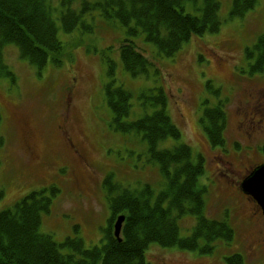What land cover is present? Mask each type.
I'll list each match as a JSON object with an SVG mask.
<instances>
[{"label":"rangeland","instance_id":"374dc122","mask_svg":"<svg viewBox=\"0 0 264 264\" xmlns=\"http://www.w3.org/2000/svg\"><path fill=\"white\" fill-rule=\"evenodd\" d=\"M218 1V31L190 38L174 56L158 54L142 34L134 37L137 52L150 65L138 76L120 61L119 46L128 38L124 28L97 13L86 17L89 32L80 25L70 34L58 31L65 44L58 66L48 62L38 71L19 58L14 45H7L3 60L14 79L0 78V211L44 189L50 208L39 232L57 243L71 237L82 239L85 247L102 245L110 215L105 181L136 191L148 185L153 197L165 188L140 136L115 129L105 89L121 85L131 94V120L142 113L139 94L162 88L167 112L181 132L179 142L203 165L198 184L204 187V215L228 223L233 237L216 240L208 254L151 243L146 260L225 264L236 253L245 264H264V216L239 190L245 170L264 163V71L251 72L255 54H246L264 31V0L240 17H230L232 0ZM57 2L51 0L52 6ZM200 6L201 0L183 5L194 14ZM219 99L226 116L224 146L213 147L199 118ZM175 143L167 138L160 146ZM194 221L191 215L180 216L181 237L190 234Z\"/></svg>","mask_w":264,"mask_h":264},{"label":"trees","instance_id":"16d2710c","mask_svg":"<svg viewBox=\"0 0 264 264\" xmlns=\"http://www.w3.org/2000/svg\"><path fill=\"white\" fill-rule=\"evenodd\" d=\"M0 0V78L14 79L13 72L3 60L7 45H14L20 59L38 71L48 62L58 66L65 44L57 34L72 33L79 25L91 31L87 16L97 13L124 28L128 38L122 39L119 57L123 68L132 76L148 72L150 65L137 52L134 37L143 35L145 43L157 53L170 57L190 38L218 31V0H201L197 14L184 11V3L193 0ZM257 0H232L230 17H240L251 10ZM55 14V16H54ZM86 18V19H85ZM247 56L255 54L251 72L264 71V31ZM111 60L109 61V63ZM112 64L108 71H112ZM209 87V81L207 83ZM116 130L131 132L145 142L148 160L158 165L165 179V188L153 197L145 185L136 191L105 181V201L109 209L107 226L103 229L104 243L85 247L82 239L67 237L57 243L48 234L39 232L41 217L50 208L45 190L30 192L9 209L0 211V264H150L145 252L154 243L161 247L177 246L184 250L198 249L211 253L216 240L231 241L233 229L225 221L204 215L202 194L198 184L203 173L201 159L193 161L190 147L179 142L181 132L167 112V97L162 88L145 90L139 117L128 119L131 94L121 85L105 89ZM222 101L203 110L199 118L202 129L213 147L224 146L225 111ZM172 139L171 148L161 147ZM1 144V139H0ZM2 193H0L1 198ZM123 215L120 240L113 235L112 223ZM194 217L190 234L179 235L178 219ZM225 264H245L239 254L225 258Z\"/></svg>","mask_w":264,"mask_h":264},{"label":"water","instance_id":"95a60500","mask_svg":"<svg viewBox=\"0 0 264 264\" xmlns=\"http://www.w3.org/2000/svg\"><path fill=\"white\" fill-rule=\"evenodd\" d=\"M240 191L248 195L258 205L264 216V163L255 166L241 180L239 184ZM124 216L120 215L113 224V235L120 240L119 234Z\"/></svg>","mask_w":264,"mask_h":264},{"label":"flooded vegetation","instance_id":"af4514ba","mask_svg":"<svg viewBox=\"0 0 264 264\" xmlns=\"http://www.w3.org/2000/svg\"><path fill=\"white\" fill-rule=\"evenodd\" d=\"M249 171H250V170H249ZM249 171H248V170H245V173H244V175H243V178L249 173ZM247 197L250 198V200L253 201V199H252L251 197H249V196H247ZM253 202H254V201H253ZM254 204L256 205L255 202H254ZM256 207L259 208L258 205H256Z\"/></svg>","mask_w":264,"mask_h":264}]
</instances>
